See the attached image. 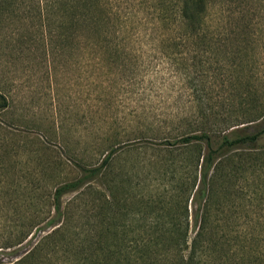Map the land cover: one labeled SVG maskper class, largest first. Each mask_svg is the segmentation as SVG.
I'll return each instance as SVG.
<instances>
[{
    "label": "rangeland",
    "instance_id": "rangeland-1",
    "mask_svg": "<svg viewBox=\"0 0 264 264\" xmlns=\"http://www.w3.org/2000/svg\"><path fill=\"white\" fill-rule=\"evenodd\" d=\"M246 4L258 23L255 42L246 46L244 66L238 70L250 77L257 88V102L264 103V0H247ZM4 17L0 18V91L9 106L0 112V119L13 124H0V264H19V258L29 254L57 221L63 227L60 240L57 237L55 244L40 245L24 264H92L97 260L103 230L131 229L132 211L138 208L132 193L164 200L157 172L147 174L143 167V146L128 150L115 143L163 135V130L150 131L149 127L165 128L178 122L176 115L183 116V109L189 113L190 90L157 42L127 43L129 54L123 53L115 63L99 53L76 50L47 56L37 43L30 45V51L23 47L25 43L19 46V15L12 20ZM22 47L25 50L20 51ZM234 56L223 59L219 74H213L211 102L218 119L242 113L244 96L233 100L227 81L239 73L234 69L238 61ZM61 145L69 149L67 153L91 164L99 163L113 145L114 160L98 183L126 175L128 181L120 188L122 197H128L122 206L127 211L125 218L109 212L100 192L102 186L95 182L90 189L65 193L64 213L57 220L48 203L50 192L58 182L77 175L72 160L60 153ZM256 151V155H234L231 163L226 162L215 188V206L220 208L212 216L221 224L220 232L237 229L254 240L246 243L245 253L237 251L229 264H238L245 257L250 259L241 264H256L257 256L264 264V147ZM161 206V202L152 201L150 206L140 207L141 214L135 218L148 224ZM54 217L55 222L46 223ZM228 219L240 225L225 226ZM195 228L190 214L189 233Z\"/></svg>",
    "mask_w": 264,
    "mask_h": 264
},
{
    "label": "trees",
    "instance_id": "trees-1",
    "mask_svg": "<svg viewBox=\"0 0 264 264\" xmlns=\"http://www.w3.org/2000/svg\"><path fill=\"white\" fill-rule=\"evenodd\" d=\"M246 2L0 0V18L5 14L4 19L12 20L19 15V46L25 43L23 47L28 51L30 45L37 43L47 56L76 50L99 53L103 59L115 63L123 53L129 54L125 44L138 40L146 44L157 42L161 46L159 51L174 65L173 70L180 71L185 87L190 90L187 95L189 113L185 114L182 108L184 115H176L178 122L166 124L165 128L149 127L150 131L163 130V135L115 143L125 145L128 150L143 146V167L148 170L147 174L153 170L157 172L156 176L165 188L164 200L156 199L159 196L154 199L150 195L132 193L130 197H134L138 208L132 211L131 229L103 230L97 260L92 264H217L218 261L229 264L237 251L246 252V243H254L253 237H247L237 229L220 232L221 224L212 216L213 211L220 208L215 206V188L225 163H231L234 155H256L258 147H264V103L257 102L254 96L257 88L250 77H244L239 71L244 66L242 55L247 53L246 46L255 42L258 23V17L249 15ZM23 47L20 51L25 50ZM232 54L238 58L234 69L239 73L229 76L227 81L233 100L242 95L246 104H243L240 116L218 119L219 113L211 102L213 74L214 71L219 74L224 66L222 60ZM8 106V99L0 91V112ZM0 124L8 127L13 123L0 119ZM43 143L49 148L47 141ZM110 147L99 163L91 164L77 154L67 153L69 149L62 146L60 153L65 152L69 161L72 160L77 175L58 182L50 192L48 203L57 220L64 213L62 196L65 193L80 192L85 187L90 189L96 183L102 186L100 192L109 212L125 218L127 211L122 206L128 197H122L120 188L128 181L126 175L98 183L114 160L116 150L113 145ZM152 201L161 202L162 206L150 218L151 222L139 223L135 217L140 216V207L150 206ZM161 210L164 213H160ZM142 212L144 218H148ZM190 214L196 227L192 233H189ZM55 220L54 217L46 223L52 224ZM233 224L228 219L225 226ZM235 224L232 227L240 225ZM122 225L123 228L126 226ZM62 228L61 221L55 222L38 239L31 252L19 258V264H24L40 245L55 244L57 237L60 240ZM137 228L141 230L137 231ZM247 259L250 257L242 258L238 264ZM255 260L256 264H261V258L257 256Z\"/></svg>",
    "mask_w": 264,
    "mask_h": 264
}]
</instances>
